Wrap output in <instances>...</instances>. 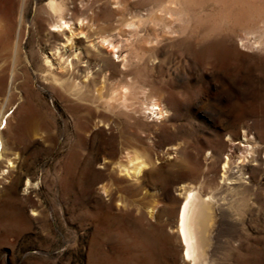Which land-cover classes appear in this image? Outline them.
I'll use <instances>...</instances> for the list:
<instances>
[{"label": "rangeland", "instance_id": "1", "mask_svg": "<svg viewBox=\"0 0 264 264\" xmlns=\"http://www.w3.org/2000/svg\"><path fill=\"white\" fill-rule=\"evenodd\" d=\"M48 1L27 0L20 25L16 83L27 78L33 94L14 90L5 106L14 129L28 119L38 129L2 136L15 162L8 169L0 159V264H191L174 227L187 184L215 192V244L203 264H264V0H58L63 20L83 19L88 39L108 38L118 55L79 99L48 74L63 75ZM20 9L21 0H0L3 69ZM76 40L80 74L104 66L109 51ZM119 90L128 91L126 107L111 97ZM158 99L168 107L161 114L149 109ZM100 114L114 126H97ZM120 129L141 136L135 149L161 167L136 182L109 178L103 164L131 150L121 151ZM230 138L243 176L216 189L210 160L225 156Z\"/></svg>", "mask_w": 264, "mask_h": 264}, {"label": "bare ground", "instance_id": "2", "mask_svg": "<svg viewBox=\"0 0 264 264\" xmlns=\"http://www.w3.org/2000/svg\"><path fill=\"white\" fill-rule=\"evenodd\" d=\"M26 1L27 0H21V9L19 12V28H18V33L15 39L13 37L9 65L7 68H5L6 71L5 69L2 68L4 66H0V68L2 69L0 70V95L2 96L0 98V159L4 158V163L6 164V167H8V169L13 168V164L15 160L14 158L8 157L5 154L2 136L5 134V136L10 137L9 134L12 133V135L17 134V135H14V137L11 136L12 138H16L26 133L34 134L35 130L38 129V127H35L33 123L35 122V120H32V119L31 120L28 119L29 121H27L25 125H22L21 126L22 128L21 127L17 128L18 126H15V129H14L13 126L10 124V121H8V119L5 116L6 103L9 101L10 97L13 96L11 94H13L14 90H19L23 88L25 91L26 98L31 93L33 94V91H32L33 89L31 88V85L28 84L27 78H25V80L21 82L20 87L17 86V83H16L17 78H16V71H15L16 61L18 60L19 55L22 50L21 45H20V33H21L20 25L23 21V9L26 4ZM47 5H48L49 11L57 17L56 21H58V23L56 24V26L61 29L60 35L62 39L61 41H63V43L60 45L59 48H56V47L51 48L53 50L52 55L56 58L58 66L63 75L60 77H57L49 69H48V74H50L51 75L50 77H52V79L56 81L60 86L68 90L71 95L79 99L83 97L82 95L85 91L90 89L89 82L93 81L97 75L99 77H102L106 73V70H107L106 68H109V70L110 69L112 70L115 68L114 59H112L111 56L112 54H114L115 56L116 47L106 37L100 36V38H97V39H92V40L91 38L88 39L92 33V31L90 30L91 25L90 27L88 25H85L83 22V19L76 18L75 20H73L72 12H70L72 20L70 21L63 20L64 15L69 14V13H66L68 12V8L66 9V6L64 3H61L58 0H49ZM79 35L84 36L85 39H87V40H84L86 41V48L89 51H91L93 54L96 52L102 51L103 49L105 53L109 51L110 56L105 57L104 66L101 64L100 68L98 67V70L93 69V71L92 69L89 70L88 68H86L84 71L81 72V74L79 73L78 63L82 61V53L80 52V48L78 47L77 40H76V38ZM115 57H118V55H116ZM44 61L48 65V60H44ZM86 61L87 60H85L84 62ZM25 66L28 67L27 65ZM75 78L79 79L78 83L74 82L76 80ZM121 86H122L121 87L122 90H124L125 88L126 89L128 88L123 85ZM122 90H119L117 92L113 91V94L111 95V97L114 98L115 100H119L120 106L126 107L127 106L126 101L129 98L128 97L129 94L127 95V92H128L127 90H126L127 92L122 91ZM116 96L117 98H115ZM130 96H132V94ZM105 103H106V100H105ZM110 105L113 106L112 103H110ZM149 105L150 107L149 106L147 107H149L151 112L156 113V114H161L163 108H168L166 103H164L163 100L161 99H158L157 102H154V101L149 102ZM98 116H99L98 117L99 124H97V126L103 125L104 128H111L112 125L114 126V124H112L113 122L110 121L108 118H105L103 114H100ZM3 128L5 130L2 131ZM118 133H119L118 135L121 140L120 144H123L124 146V148H122L121 151L123 152V149H127V148H131V150L128 149V151L126 152L124 151L125 152L124 160H118V161L111 160L103 164V167L105 169H109V172L107 173L109 178L114 179L117 177L119 179L131 180V181L136 182V181L141 180L147 173L152 172L153 170H156L159 167H161L160 165L161 162L157 163L155 159L150 161L145 156L140 155L138 151L135 149L136 146H139L142 143L141 136L134 134V133H125L124 131H121V129ZM243 137L244 138L246 137L245 133H243ZM227 144L228 145L225 150V156L217 160L214 158H211L210 160L211 166H209L211 169H213V167L218 166V169H215L214 171H212V175L215 176L216 181H217L216 189H221V190L222 188H229V183L227 182L228 180L230 182H233L235 180L237 181L241 180L243 176L242 170L244 169L243 166L238 165L236 163V154L240 153L242 149L233 142V138H230L227 141ZM252 160H256V158L253 157L250 161ZM206 167H208V165ZM6 171L7 169L0 170V179H4V174ZM100 189L104 195H107L108 192L105 189V187L102 186ZM178 190H179V196L181 197V199L177 207L174 227H175V231L179 237V240L182 246V250H183L182 256L187 262L191 264H203L204 260L207 259L206 256L208 253V248L210 244L213 243L211 242V240H213L212 237L214 233L217 231V225H218L217 210L218 208L216 207V204H215L216 202L215 195H214L215 192L214 193L211 192L212 189L208 190L207 186L205 187V186H201L197 184L183 185L180 188H178ZM223 192L224 191H222V193ZM147 214L151 219L155 217L156 211L154 210V206L151 210L147 211ZM212 254L213 253H211V255Z\"/></svg>", "mask_w": 264, "mask_h": 264}]
</instances>
